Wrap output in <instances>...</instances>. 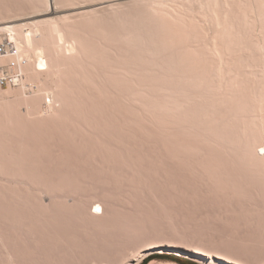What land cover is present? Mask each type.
<instances>
[{"label":"rangeland","instance_id":"obj_1","mask_svg":"<svg viewBox=\"0 0 264 264\" xmlns=\"http://www.w3.org/2000/svg\"><path fill=\"white\" fill-rule=\"evenodd\" d=\"M117 1L0 0L3 14L26 13L0 19L25 28L4 59L19 78L0 87L1 258L120 264L139 251L154 256L146 264H264V177L230 127L241 104L212 75L209 87L158 86L169 73L83 26L86 11ZM70 15L83 24L66 27Z\"/></svg>","mask_w":264,"mask_h":264},{"label":"bare ground","instance_id":"obj_2","mask_svg":"<svg viewBox=\"0 0 264 264\" xmlns=\"http://www.w3.org/2000/svg\"><path fill=\"white\" fill-rule=\"evenodd\" d=\"M47 1L40 0V3L46 5ZM69 1L72 0H54L56 5ZM84 1L94 0H74L76 3ZM33 2L30 5L35 8ZM16 7L13 9L6 4L5 14L0 10V19L26 14L19 9H24L23 6L20 5L17 10ZM33 7L29 6L31 9ZM95 9L84 14L91 17L87 19L85 16L91 23L84 21L83 24L77 20L76 24L73 22L75 19L67 22L76 14L72 17L70 15L71 18L63 17L61 22H66V27L81 24L87 26L89 23L90 27L113 32L116 39L126 45L134 59L138 61L143 59L149 66H156L166 74L169 73V80L157 83L163 88L192 90L203 85L209 87L207 76L212 75L213 81L222 89L225 98L229 102L238 100L241 104L238 121L232 122L230 127L240 146L245 148L246 144L251 145L250 151L248 145L245 151L239 146L243 149H240V152L246 153L243 155L247 162L254 165L253 167L264 177V0H125L112 2L102 9ZM80 16L84 18L83 14H80L78 19ZM50 23L51 21H46L40 25ZM54 23L52 21L53 25ZM24 30L25 28L1 26L0 42L5 40L4 43L8 41L11 44ZM5 51L0 53L2 89L8 83H16L19 78L17 75H11L10 66L4 63ZM252 79L254 85L251 84ZM240 81H246L250 85L249 89L239 88L235 91L233 87L238 86ZM10 111L13 113L12 109ZM5 121L6 110L0 105V125ZM90 212V216L93 214L94 217H100L104 212L101 202L92 203ZM75 239L78 240L77 237ZM171 240L175 243H185L177 239ZM144 254L135 252L132 258L123 257L125 260H121V263L137 264ZM47 255L45 257H49ZM0 264L18 263L11 254H7L4 260L0 255Z\"/></svg>","mask_w":264,"mask_h":264},{"label":"built area","instance_id":"obj_3","mask_svg":"<svg viewBox=\"0 0 264 264\" xmlns=\"http://www.w3.org/2000/svg\"><path fill=\"white\" fill-rule=\"evenodd\" d=\"M5 40H3L2 42H0V53H4L6 47L10 44L8 41H6V43H4Z\"/></svg>","mask_w":264,"mask_h":264},{"label":"trees","instance_id":"obj_4","mask_svg":"<svg viewBox=\"0 0 264 264\" xmlns=\"http://www.w3.org/2000/svg\"><path fill=\"white\" fill-rule=\"evenodd\" d=\"M153 258H154L153 255H148V256L144 257L139 264H146L149 260H151Z\"/></svg>","mask_w":264,"mask_h":264},{"label":"snow or ice","instance_id":"obj_5","mask_svg":"<svg viewBox=\"0 0 264 264\" xmlns=\"http://www.w3.org/2000/svg\"><path fill=\"white\" fill-rule=\"evenodd\" d=\"M97 211H99V209H97Z\"/></svg>","mask_w":264,"mask_h":264}]
</instances>
